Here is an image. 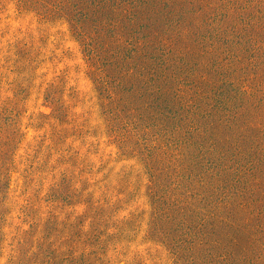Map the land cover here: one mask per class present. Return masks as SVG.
<instances>
[{
    "label": "rangeland",
    "instance_id": "obj_1",
    "mask_svg": "<svg viewBox=\"0 0 264 264\" xmlns=\"http://www.w3.org/2000/svg\"><path fill=\"white\" fill-rule=\"evenodd\" d=\"M146 1L0 0V264H264V183L237 180L264 179V0ZM138 8L191 57L132 58ZM223 93L251 108L240 142L207 119ZM217 212L254 248L221 244Z\"/></svg>",
    "mask_w": 264,
    "mask_h": 264
},
{
    "label": "trees",
    "instance_id": "obj_2",
    "mask_svg": "<svg viewBox=\"0 0 264 264\" xmlns=\"http://www.w3.org/2000/svg\"><path fill=\"white\" fill-rule=\"evenodd\" d=\"M131 1L133 2L134 0H131ZM118 3H119V1H118ZM118 3H116L114 1L113 5H115L116 8L121 7L120 4H118ZM144 3H149V1L144 0ZM106 4H107V2H106ZM109 4H107L106 6H108ZM175 5L176 4H174V6H173V11H174ZM119 11H121L122 13L125 12L123 8ZM148 11H149V13H151L155 17V20L153 21L152 24H150V25L146 24L145 25V26L149 27L148 30L149 31L151 30L152 34L149 33L147 30V32H145V33L149 34L150 35L149 37H147V38L143 37L142 42H138V44H137V41L135 40L137 48L135 49L136 54H135V56H134V54H132V58H134V59L135 58L146 59L147 57H150L153 54L155 55L156 53L160 52L162 54V58L159 59L158 61L155 59H147V60L152 62L151 65L153 66V69L156 67H159V70H164V71H167L168 67H166V66H168V64H170V63H172V65H175L173 63L174 62L179 63L181 58H183L184 60H188V58H190L191 56L188 57V53H185V54H182V53L184 51H187L190 53L191 48H189L188 41H186L190 38V33L189 32H183V30H185L186 28H184L179 33H176V30H175L172 32V34L169 35L170 38L167 39L166 36L168 35V30H170V29H169V25H167L164 18L166 19V15L168 13H165V11L162 10L161 8H160V10H158V9L145 10V14L144 13H142L143 15L141 14L143 16V18H142V16H139L138 19H136V18L138 17L140 9L138 8L136 11H133L132 15L129 17L130 24L128 27H130V28L126 29L128 34L134 35V34L142 33L141 31L143 30V28H142L141 24H143V21L147 18L146 14ZM120 17L123 18L125 16L121 15ZM117 23H118V21H117ZM197 29L198 28H196V33L199 32V30L197 31ZM157 31H162V32L159 33ZM140 35L143 36L142 34H140ZM197 35H199V34H195V36H197ZM163 37H166V38H163ZM119 42H121L120 38L117 39L116 41L114 40V43L118 44ZM111 43H113V42H110V44ZM168 53H170L169 58H168ZM140 60H142V59H140ZM137 62H138V60L136 61V64H137ZM172 65H170L169 67H172ZM155 72L156 71L152 70V72L150 73V76L157 80V78L155 76ZM261 72H262V70H261ZM164 75L166 76V72H164ZM166 83L171 86V80H170L169 75L166 78ZM212 90H215L214 84L212 85L211 89L209 90L208 95L213 94L215 96V92L218 91V88L215 91H212ZM228 93H229L231 101H233V97H235V96H233L232 91H229ZM240 94L242 97L244 95H246L245 92L240 93ZM229 96H225L224 93L222 95H220L219 97L216 96V98H217L216 106L212 107V105L210 104L211 105V112H213V114L208 115L207 119L211 120L214 118L213 120L217 121L215 123V128H213V130H218V131L222 130L221 134L219 133L220 134V140H222V141L227 140L226 142L230 141V143H232L233 141L240 142L241 140H243L245 138V135H242L245 131L243 132V130L238 128L237 126L242 127L245 130H247V127H246V125L240 123L239 119L241 120L243 118V116H246V114L248 115V111H250L251 108L249 106H247V100L244 99L245 101L242 103V106L236 112L235 111L232 112V108L230 109L229 106H226L224 104V100L228 99ZM222 99H224V100H222ZM250 105H252V101H250ZM233 127H235L237 132H239L240 134L232 131L231 129ZM235 133H237L238 137H236L234 139ZM173 159L176 160L179 158H178V156H174ZM251 176L253 178L252 180H254V183L256 180L260 181L258 186H261V184L264 183V179L255 175L254 172L250 175V177L247 176L246 172H243V176L238 175L237 180L247 181L246 184H248ZM261 193L263 194L262 191H261ZM254 204H255V207H257L261 204L264 205V196L261 197L260 199H257L254 202ZM223 210L224 209L222 208V211H221L222 215L224 214ZM224 211H226V210H224ZM258 212H262V211L259 209ZM228 213H230V212H228ZM219 216L220 215H218V212H217V213H214L211 217H212V223L214 225L215 224L217 225L216 229H219V232H216V233L220 234V237H219L220 241L219 242L221 244L224 241L225 242L230 241L232 244L236 245L237 239H236V237H234V235L241 233L240 235H245V237L243 236L244 237V240L242 242L243 251H241V254H242V252L248 253L247 249H249V248H254L252 238H250V237L247 238L246 233H245L246 231L245 232L243 231V230H246V223L247 222H239V221L237 223L233 222L231 215H229L225 218L222 216V219L220 220ZM207 217L208 216H204L203 221L205 223L207 222V219H208ZM244 221H249V220L246 219ZM219 242L217 244H219ZM189 250H193V249H189ZM180 252H182V251L179 249L174 251L173 257H174V260H176V262H179L183 257V254H180ZM241 254L239 257H241V259H243ZM212 259H213V256H212ZM210 263H211V261H210Z\"/></svg>",
    "mask_w": 264,
    "mask_h": 264
}]
</instances>
